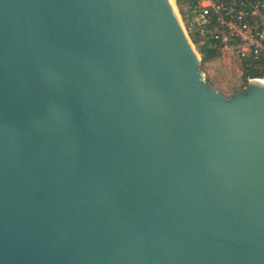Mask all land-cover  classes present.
I'll return each instance as SVG.
<instances>
[{
    "label": "water",
    "instance_id": "95a60500",
    "mask_svg": "<svg viewBox=\"0 0 264 264\" xmlns=\"http://www.w3.org/2000/svg\"><path fill=\"white\" fill-rule=\"evenodd\" d=\"M201 64L172 0H0V264H264V82Z\"/></svg>",
    "mask_w": 264,
    "mask_h": 264
},
{
    "label": "built area",
    "instance_id": "2783aa9c",
    "mask_svg": "<svg viewBox=\"0 0 264 264\" xmlns=\"http://www.w3.org/2000/svg\"><path fill=\"white\" fill-rule=\"evenodd\" d=\"M176 12L194 48L208 42L235 56L243 72L249 61L264 68V0H180Z\"/></svg>",
    "mask_w": 264,
    "mask_h": 264
},
{
    "label": "rangeland",
    "instance_id": "374dc122",
    "mask_svg": "<svg viewBox=\"0 0 264 264\" xmlns=\"http://www.w3.org/2000/svg\"><path fill=\"white\" fill-rule=\"evenodd\" d=\"M176 9L178 2L172 0ZM200 58L199 46L195 47ZM201 69L209 84L224 95H231L241 90L245 84L243 81V69L235 56L228 52H221L218 57L210 61H202Z\"/></svg>",
    "mask_w": 264,
    "mask_h": 264
},
{
    "label": "trees",
    "instance_id": "16d2710c",
    "mask_svg": "<svg viewBox=\"0 0 264 264\" xmlns=\"http://www.w3.org/2000/svg\"><path fill=\"white\" fill-rule=\"evenodd\" d=\"M210 43L205 42L199 48V52L202 56V61H210L219 56L220 52L217 49L210 47ZM264 77V68L261 66L255 65L253 61L246 62L244 64V72H243V81L245 82L244 86L247 85L249 79ZM243 86V87H244Z\"/></svg>",
    "mask_w": 264,
    "mask_h": 264
},
{
    "label": "bare ground",
    "instance_id": "6f19581e",
    "mask_svg": "<svg viewBox=\"0 0 264 264\" xmlns=\"http://www.w3.org/2000/svg\"><path fill=\"white\" fill-rule=\"evenodd\" d=\"M261 81H263V82H264V80H261Z\"/></svg>",
    "mask_w": 264,
    "mask_h": 264
}]
</instances>
